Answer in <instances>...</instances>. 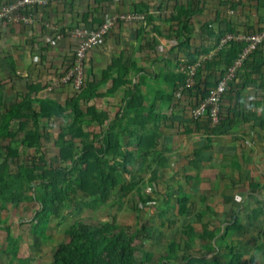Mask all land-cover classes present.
Segmentation results:
<instances>
[{"label": "crops", "instance_id": "1", "mask_svg": "<svg viewBox=\"0 0 264 264\" xmlns=\"http://www.w3.org/2000/svg\"><path fill=\"white\" fill-rule=\"evenodd\" d=\"M11 1L0 0V4ZM228 1L65 0L29 9L26 15L30 23L21 18L3 22L0 25V119L25 98H48L62 104L70 100L73 86L64 80L72 67L77 42L67 32L80 27L97 29L106 19L115 18L104 43L88 53L86 66L88 82L101 84L100 97L91 102L108 103L102 108L91 102L90 105L116 116L136 87L144 97L153 87L157 96L153 100L151 97L145 106L167 118L158 124L152 122L149 127L150 130L159 127L160 139L153 160L165 162L158 181L169 187L168 205L178 207L179 192L190 197L191 210L198 201L200 210L195 221L201 231H218L226 224L232 226L238 219L239 231L232 240L238 245V252L251 259V264H260L264 249H259L255 263L253 250L264 241V53L259 51L252 56L244 67L245 72L223 97L222 128L217 132L212 131L214 127L208 131L199 129L202 122H193L191 115L194 98L186 93L176 100L177 90L165 83L168 70L175 74L185 72L184 57L178 51L179 8L189 11L200 7L190 20L194 30L190 46L193 53L203 49L210 52L200 54L197 60L210 55L208 61H212L227 46L220 49L215 33L210 35L207 26L227 34L254 33L264 28V0ZM241 7H245V15L236 16L233 21L230 15L240 14ZM141 9L146 10L150 20L146 14L143 20L120 18L131 13L144 14L138 11ZM194 35L196 44L192 43ZM206 62L199 68L203 70L202 78L197 79L195 88L214 86L223 76L224 67L216 68L219 71L208 70L204 67ZM109 67L114 72L103 84V73ZM125 72L130 84L113 92L114 79ZM38 86L43 88L37 94L29 90ZM161 91L164 96L159 95ZM148 109L144 114H148ZM13 128L16 129L14 123ZM149 162L152 170L159 167L152 164V159ZM207 172H214L213 176ZM250 244L254 246L251 254L243 250V246Z\"/></svg>", "mask_w": 264, "mask_h": 264}, {"label": "trees", "instance_id": "2", "mask_svg": "<svg viewBox=\"0 0 264 264\" xmlns=\"http://www.w3.org/2000/svg\"><path fill=\"white\" fill-rule=\"evenodd\" d=\"M195 8L197 10L189 11L184 7L179 8L181 35L178 51L184 57L182 65L185 72L175 74L167 71L165 83L173 91L185 85L187 67L196 62L200 54L210 52L209 49L192 52L190 41L194 30L190 20L196 11L200 10L199 6ZM138 11L148 15L146 10ZM207 27L210 35L215 33L217 44L227 35V31L215 32V29ZM154 31L160 33L158 30ZM243 49V44L231 43L220 50L217 58L207 61L204 67L208 70L224 67V75ZM247 64L248 62L244 67ZM244 67L237 77L245 72ZM202 71L198 70L197 79L202 78ZM113 72L114 69L109 67L103 73L101 82L106 83ZM87 76L88 70L85 69L82 87L76 96L65 104L48 98L29 97L0 119V215L8 206L18 209L24 203H36L38 209L28 223L29 231L36 240L47 238L52 218H59L63 207L76 206V210L82 212L84 198L89 200L91 206L106 205L118 190L131 193L140 188L141 184L144 187L146 183L141 176L148 170L152 176L147 184H154L159 178L161 168L166 167L165 162L153 160L158 150L160 133L159 127L150 130L149 126L152 122L158 124L167 118L151 111L152 107L148 109L145 106V97L138 92V87L128 98L129 101L122 112L116 116L100 111L89 104L94 98L100 97L101 84L89 83ZM125 77L126 72L114 79L113 92L130 84V80L123 79ZM209 85L204 89L195 86L185 88L184 93L194 98L192 108L208 96L209 88H214L217 84L210 87ZM42 88L30 87L29 90L37 94ZM159 95L164 96V93L161 91ZM147 109L148 114H144ZM193 122H202L201 125L198 124L199 129L203 128L205 131L212 127L207 119ZM13 123L16 124V129L13 128ZM54 126L59 130L54 140L57 153L51 157L44 142L51 140ZM90 127L97 130L89 132L87 129ZM221 128L220 120L219 125L212 131L217 132ZM31 150L33 152L29 153ZM149 159H152V164L158 165L159 169L152 170ZM135 169L140 180L134 182L133 179L127 184L123 183L125 176H132ZM149 195L146 192L139 195L141 203L136 207V211L147 209L145 205L150 202ZM177 205V208L168 205L176 219L191 213L188 208V205H191L190 197L187 194L178 193ZM162 215L167 213L162 212ZM169 223L170 226H176L177 220ZM1 224L5 225L3 227L7 231V246L4 252L8 264H36L32 256L20 257L21 239L13 237L11 227L0 217ZM70 229L68 241L56 247L51 264H154L155 254L140 250L141 243L152 237L148 224H142L132 230L128 226L120 225L116 217L97 224L78 219ZM209 231H197L190 223L182 226L180 233L167 243L165 253L160 255L158 263L206 264L208 261L210 264H251L242 252H238L232 240L234 233L239 231L238 219L232 226L226 224L224 229ZM177 236H180V239ZM197 242H201L198 247ZM190 247L194 253H190ZM213 254L215 257L208 258Z\"/></svg>", "mask_w": 264, "mask_h": 264}, {"label": "rangeland", "instance_id": "3", "mask_svg": "<svg viewBox=\"0 0 264 264\" xmlns=\"http://www.w3.org/2000/svg\"><path fill=\"white\" fill-rule=\"evenodd\" d=\"M230 2V0L228 1ZM227 8V7H226ZM245 7L240 8V14H231L233 21H236V16H243ZM229 10V9H228ZM227 10L225 12V16L227 18ZM197 36H193L192 43L196 44ZM124 80L126 79L123 78ZM64 84V83H62ZM68 87V86H67ZM72 98L76 96L77 90L72 88ZM69 90V89H68ZM154 88L152 87L149 91V94L145 97V102L148 104V101L156 98L157 94L154 93ZM125 95L121 96L124 98ZM128 97V95L126 96ZM108 102L104 100H96L91 104H94L98 108H102L106 106ZM116 104V103H115ZM145 104V105H146ZM90 105V104H89ZM55 128V126H54ZM89 132H95L97 129L94 127H90L87 129ZM58 128H55L51 131V140L49 142H44V145L49 152V156H53L57 153V148L54 145L55 137L58 133ZM21 152L23 148L20 149ZM32 153L33 151H28ZM159 169V168H156ZM137 169L134 170L132 176H125L123 183L131 182L134 179V182L140 180V176L137 174ZM143 174L141 177L144 178V182L146 185L143 187L142 184L140 188L131 192V193H122L120 190L115 193L112 197L111 201L103 206H91L89 204L88 199H83L84 206L83 211L78 212L76 210V206L71 207H63L61 209V213L59 218H52L51 225L48 229L47 238L36 240V238L30 233L28 223L33 219L36 211L38 209V205L36 203H24L20 205L18 209L13 208L12 206H8V208L1 212V219L6 221L8 226L11 227V233L13 237L21 239V249H20V257H34L36 264H51L53 253L63 242L68 241L69 235L71 234V226L78 219H83L89 222L90 224L102 223L105 221H110L112 217H116L118 223L122 226H128L132 230L141 227L143 224H148L151 228V239H145L143 243H141V251H150L155 254L154 264H159L158 259L161 254H164L165 247L167 243L174 238L175 235L180 233L182 226L190 223L196 227L197 231H201V226L196 225L195 214L199 212V202L196 201L197 207L191 210V213L186 217H179L176 219L173 215L172 210L168 208L169 200H166L168 196L167 185L163 181H158V179L154 182V184H147L151 171ZM160 171V170H159ZM214 172H207V175L213 176ZM158 181V182H157ZM143 182V183H144ZM168 185H171V182H168ZM143 192L149 193L150 202L145 206L149 208V210H137L136 207L141 203L140 194ZM163 201L167 203H163ZM162 212L167 213V215H162ZM177 220L176 226H170L169 222H173ZM5 225H0V264H8L7 256L5 255V248L7 246L6 236L7 231L5 230ZM211 232V231H209ZM180 239V236H177ZM199 243V244H198ZM227 243V238H226ZM140 244V243H138ZM196 247H198L201 242H197ZM238 247V245H237ZM253 245L243 246V250L251 254ZM201 248H198L200 250ZM203 249V248H202ZM239 249V248H238ZM259 249H264V241L260 248H255L253 250L254 255V263L256 262L255 256H257ZM190 253H194L192 251V247L189 248ZM140 255V253H139ZM245 256V254H244ZM215 257V255H211L208 258ZM248 259L247 256H245ZM251 260L250 258L248 261ZM181 261V260H180ZM19 264V262L14 263ZM206 264H210V262H206ZM260 264H264V259L260 262Z\"/></svg>", "mask_w": 264, "mask_h": 264}, {"label": "built area", "instance_id": "4", "mask_svg": "<svg viewBox=\"0 0 264 264\" xmlns=\"http://www.w3.org/2000/svg\"><path fill=\"white\" fill-rule=\"evenodd\" d=\"M65 0H12L6 4H0V25L6 21L22 20L23 22L30 23V18L26 15L28 10L34 7L47 6L51 3L63 2ZM145 14L131 13L124 15L121 20L135 21L143 20ZM118 18V19H120ZM116 19V21L118 20ZM115 18L106 19L97 29H89L86 27H80L68 31L67 33L73 37L76 42V49L73 56L72 67L70 68L65 83H70L75 90H79L83 85L84 73L87 66L88 53L101 46L104 43L105 37L109 30L114 25ZM244 43L246 47L240 53L239 57L231 68L228 69L223 79L212 89L208 97L201 101L193 110V120L208 119L213 127H216L220 123L221 112V99L225 94L229 83H231L238 71L243 67L248 58L259 50L264 51V28L259 32L248 34H227L221 39L219 48L221 49L225 45L230 43ZM210 55L201 56L195 63L187 67L186 73L188 79L186 81V88H189L194 83L197 72L202 64L211 59ZM181 88L175 94V97L179 99L182 95Z\"/></svg>", "mask_w": 264, "mask_h": 264}, {"label": "clouds", "instance_id": "5", "mask_svg": "<svg viewBox=\"0 0 264 264\" xmlns=\"http://www.w3.org/2000/svg\"><path fill=\"white\" fill-rule=\"evenodd\" d=\"M228 34H230V33H228ZM231 34H233V33H231ZM247 34H248V33H247ZM224 37H225V36H224ZM224 37H223V38H224ZM220 41H221V40H220ZM234 43H235V42H234ZM230 44H231V43H230ZM240 44H243V45H244V48L246 47V44H244V43H240ZM228 45H229V44H228ZM243 50H244V49H243ZM243 50H242V51H243ZM259 51H262V50H259ZM259 51H257V52H259ZM257 52H254V53L248 58V60H247L246 62H248V61L252 58V56H253L255 53H257ZM262 52L264 53V51H262ZM239 55H240V54H239ZM238 57H239V56H238ZM236 60H237V59H236ZM246 62H245V63H246ZM234 63H235V62H234ZM190 65H191V64H190ZM244 65H245V64H244ZM244 65H243V67H244ZM232 66H233V65H232ZM232 66H231V67H232ZM231 67H229V68H231ZM243 67H242V68H243ZM229 68H228V69H229ZM242 68H241V69H242ZM241 69H240V70H241ZM240 70H239V71H240ZM227 71H228V70H227ZM227 71L225 72V74L227 73ZM239 71H238V73H239ZM197 73H198V72H197ZM238 73H237L235 79L237 78ZM225 74H224V75H225ZM186 75H187V73H186ZM224 75H223V77H224ZM223 77L220 79V81L223 79ZM187 79H188V76H187ZM235 79H234V80H235ZM234 80H233L232 82H234ZM186 81H187V80H186ZM220 81L217 83V85L220 83ZM196 82H197V76L195 77L194 83L192 84L191 87H194V86L196 85ZM232 82L229 83L227 89H228L229 86L232 84ZM217 85H216L214 88H216ZM185 86H186V83H185V85H183L182 87H180V88L177 90V91H179L181 88L184 89V90L182 91V95H181V97H180L179 99H181L182 96L185 94V93H184L185 88H186ZM214 88H211V89L209 90V93H210V91H211L212 89H214ZM177 91L175 92V94L177 93ZM226 93H227V90H226L225 94H226ZM175 94H174V97H175ZM225 94L223 95V97L225 96ZM208 95H209V94H208ZM207 97H208V96H207ZM207 97H206V98H207ZM223 97H222V99H223ZM206 98H205V99H206ZM175 99L178 100L176 97H175ZM205 99H201L200 102L203 101V100H205ZM222 99H221V106H222ZM200 102H199V103H200ZM199 103H198V104H199ZM198 104H197V105H198ZM197 105H196V106H197ZM196 106H195V107H196ZM195 107H194V108H195ZM194 108H192V110H193ZM191 113H192V111H191ZM205 119H206V118H205ZM205 119H203V120H205ZM192 120H193V118H192ZM207 120H208V119H207ZM220 120H221V112H220ZM212 127H213V126H212ZM216 127H217V126H216ZM216 127H214V128H216Z\"/></svg>", "mask_w": 264, "mask_h": 264}]
</instances>
